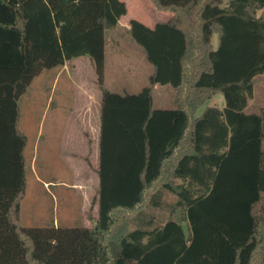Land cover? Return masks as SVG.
<instances>
[{"label": "trees", "instance_id": "trees-1", "mask_svg": "<svg viewBox=\"0 0 264 264\" xmlns=\"http://www.w3.org/2000/svg\"><path fill=\"white\" fill-rule=\"evenodd\" d=\"M151 1L172 16L128 28L153 68L148 85L117 93L103 84L104 40L124 1L0 0V264H264V107L245 111L264 74V0ZM79 56L101 91L97 216L90 227H23L19 100ZM156 84L171 87L169 107H152ZM218 94L222 108L206 105ZM162 190L176 196L167 220L116 233V212L147 196L158 207Z\"/></svg>", "mask_w": 264, "mask_h": 264}, {"label": "rangeland", "instance_id": "rangeland-1", "mask_svg": "<svg viewBox=\"0 0 264 264\" xmlns=\"http://www.w3.org/2000/svg\"><path fill=\"white\" fill-rule=\"evenodd\" d=\"M148 5V12L155 10L151 2ZM127 6L122 25L105 35L103 84L111 92L138 93L148 85L153 68L130 42L129 20L135 19L152 27L167 20L169 14L155 10L151 17H143L140 13L146 8L143 9L141 4L128 0ZM137 9L140 16L135 11ZM212 43L216 45V35H213ZM258 79L246 112H256L264 107V74ZM100 101L101 92L88 56L74 57L66 60L63 66L44 70L21 96L18 129L26 137V193L19 211L23 227L92 226L98 209ZM170 103L171 87L154 85L152 107L163 109ZM206 105L222 108V94L215 95ZM76 113L82 118L75 119L74 125L72 118ZM75 176L80 180L75 183L77 186L72 183ZM148 197L138 210L130 214L115 213L119 224L115 229L121 227L116 230L117 234L124 232L121 229L129 231L148 226L150 219L153 224H158L171 216L175 195L161 191L158 207L148 204ZM183 230L187 235L186 224Z\"/></svg>", "mask_w": 264, "mask_h": 264}, {"label": "crops", "instance_id": "crops-1", "mask_svg": "<svg viewBox=\"0 0 264 264\" xmlns=\"http://www.w3.org/2000/svg\"><path fill=\"white\" fill-rule=\"evenodd\" d=\"M122 1H124L125 2V4H126V7H127V11H126V14L125 15H123V16H121V18L119 19V21H118V25H122L121 24V20H122V18L123 17H126V15H127V12H128V6H127V4H128V0H122ZM135 1V3L136 4H141V7L144 9V8H146V9H144L143 10V13H140V15L141 16H143V17H151V15L152 14H154L155 13V10H157L158 12H160V10H158L155 6H154V4L152 3V1L151 0H134ZM150 2L153 4V6H154V8H155V10L154 9H150V12H148L147 11V9H149V5H148V3L150 4ZM148 5V6H147ZM136 12L138 11V16H140L139 15V10L137 9V10H135ZM162 12H165V11H162ZM166 12H168V14H169V16H168V19L172 16V13L170 12V11H166ZM167 19V20H168ZM131 20V19H130ZM166 21V20H165ZM214 35H216V34H214ZM217 36V35H216ZM217 42H218V39H217ZM213 44V43H212ZM214 46V45H213ZM216 46H217V43H216V45L214 46V48H216ZM100 89V88H99ZM101 92V91H100ZM101 102V101H100ZM85 112V111H84ZM79 118H82V117H79V114L78 113H76L74 116H73V123L75 122V119H79ZM84 118V117H83ZM98 120H100V111H99V114H98ZM100 122V121H99ZM89 124V123H88ZM74 125H75V123H74ZM84 126H86V125H84ZM100 126V125H99ZM100 129V128H99ZM98 140H99V137H98ZM98 145H99V141H98ZM98 153H99V150H98ZM97 163H98V155H97ZM74 181L72 182L73 184H75V183H78V181H80L79 180V178L77 177V176H75L74 177V179H73ZM75 186H77V184H75ZM163 191V190H162ZM166 191V190H165Z\"/></svg>", "mask_w": 264, "mask_h": 264}]
</instances>
